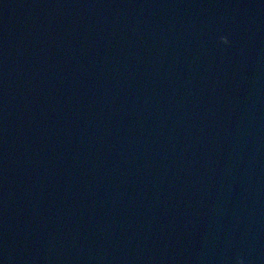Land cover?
<instances>
[{"label":"water","instance_id":"1","mask_svg":"<svg viewBox=\"0 0 264 264\" xmlns=\"http://www.w3.org/2000/svg\"><path fill=\"white\" fill-rule=\"evenodd\" d=\"M0 264H264V0H0Z\"/></svg>","mask_w":264,"mask_h":264}]
</instances>
